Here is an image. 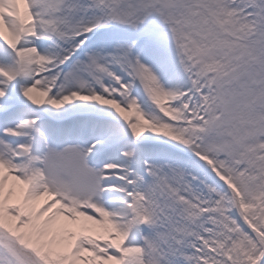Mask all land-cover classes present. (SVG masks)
<instances>
[{
  "label": "snow or ice",
  "instance_id": "obj_1",
  "mask_svg": "<svg viewBox=\"0 0 264 264\" xmlns=\"http://www.w3.org/2000/svg\"><path fill=\"white\" fill-rule=\"evenodd\" d=\"M0 264H264V0H0Z\"/></svg>",
  "mask_w": 264,
  "mask_h": 264
}]
</instances>
